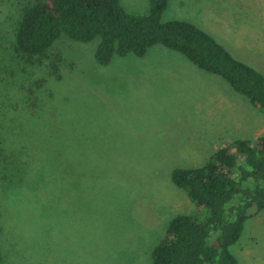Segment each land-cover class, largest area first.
Masks as SVG:
<instances>
[{"label": "rangeland", "instance_id": "rangeland-1", "mask_svg": "<svg viewBox=\"0 0 264 264\" xmlns=\"http://www.w3.org/2000/svg\"><path fill=\"white\" fill-rule=\"evenodd\" d=\"M37 1L0 0L2 264H153L174 218L206 216L173 171L264 135V113L162 45L102 66L99 39L63 35L26 56L16 34ZM121 4L133 15L151 8ZM162 20L194 24L264 74V0H169ZM230 250L239 264H264V210Z\"/></svg>", "mask_w": 264, "mask_h": 264}, {"label": "trees", "instance_id": "trees-1", "mask_svg": "<svg viewBox=\"0 0 264 264\" xmlns=\"http://www.w3.org/2000/svg\"><path fill=\"white\" fill-rule=\"evenodd\" d=\"M168 3L150 0L149 14L133 15L121 0H39L22 15L17 49L41 56L63 35L83 44L99 39L95 58L105 66L115 56L143 57L162 45L223 78L264 113V74L194 24L164 22ZM172 182L205 208L206 216L174 218L152 252L153 264H239L230 248L240 240L246 222L264 210V135L220 148L202 167L174 170Z\"/></svg>", "mask_w": 264, "mask_h": 264}, {"label": "crops", "instance_id": "crops-1", "mask_svg": "<svg viewBox=\"0 0 264 264\" xmlns=\"http://www.w3.org/2000/svg\"><path fill=\"white\" fill-rule=\"evenodd\" d=\"M173 52H175V51H173ZM120 262H121V261H120ZM120 262H119V263H120ZM122 263H125V262H122Z\"/></svg>", "mask_w": 264, "mask_h": 264}]
</instances>
